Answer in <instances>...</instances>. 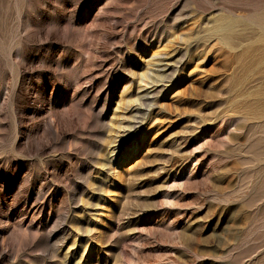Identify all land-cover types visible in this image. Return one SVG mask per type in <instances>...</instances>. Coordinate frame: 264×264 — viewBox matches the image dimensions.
I'll return each instance as SVG.
<instances>
[{
  "label": "rangeland",
  "instance_id": "1",
  "mask_svg": "<svg viewBox=\"0 0 264 264\" xmlns=\"http://www.w3.org/2000/svg\"><path fill=\"white\" fill-rule=\"evenodd\" d=\"M0 264H264V0H0Z\"/></svg>",
  "mask_w": 264,
  "mask_h": 264
},
{
  "label": "bare ground",
  "instance_id": "2",
  "mask_svg": "<svg viewBox=\"0 0 264 264\" xmlns=\"http://www.w3.org/2000/svg\"><path fill=\"white\" fill-rule=\"evenodd\" d=\"M222 25H224L225 27L228 25L229 26V23L227 24V23H225V24H222ZM225 27H223L224 29H225ZM229 28V27H228ZM221 29V30H220ZM224 29H222V26H220L217 30H220L221 32L224 30ZM231 30V29H230ZM216 32V31H215ZM218 32V31H217ZM219 33V32H218ZM228 35V34H227ZM224 36V35H223ZM223 39L225 40V37H223Z\"/></svg>",
  "mask_w": 264,
  "mask_h": 264
}]
</instances>
